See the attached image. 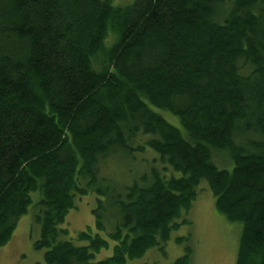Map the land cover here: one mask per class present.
Returning <instances> with one entry per match:
<instances>
[{
    "label": "trees",
    "instance_id": "1",
    "mask_svg": "<svg viewBox=\"0 0 264 264\" xmlns=\"http://www.w3.org/2000/svg\"><path fill=\"white\" fill-rule=\"evenodd\" d=\"M113 1L0 0V248L31 209L37 264L164 254L205 181L241 227L235 264H264V0ZM91 193L75 245L62 226Z\"/></svg>",
    "mask_w": 264,
    "mask_h": 264
},
{
    "label": "rangeland",
    "instance_id": "2",
    "mask_svg": "<svg viewBox=\"0 0 264 264\" xmlns=\"http://www.w3.org/2000/svg\"><path fill=\"white\" fill-rule=\"evenodd\" d=\"M133 0H114V5H129ZM111 40V36L108 42ZM164 119L171 125L180 128L178 119L168 113L162 112ZM153 154V153H152ZM151 151L145 154H137L135 162H128V169L121 165L118 169L107 162L101 168L104 175L115 176L117 182L126 179L128 171L135 176L139 168H143V159L150 160L153 155ZM226 168L230 166L226 165ZM124 180H122L123 182ZM198 195L192 208L187 213L186 218L190 225H183L178 230L172 231L170 240L166 243L163 254L159 246L148 251L141 259L129 261L128 264H173L181 257L185 249L191 251L190 264H235L238 239L241 227L238 224L228 223L223 216L219 215L214 207V198L208 188V184L203 181L198 186ZM97 197L89 194L85 197L76 198L75 209L70 211L65 219L62 228L68 231L66 239L75 245H82L77 242L76 236L87 230L94 231V218L92 209L96 206ZM30 209L28 213L20 218L13 233L11 241L0 248V264H37L43 262L45 251L33 249V243L39 237V229H32L33 213ZM183 237L187 241L177 244L175 239ZM113 243L109 248L102 250L95 255V261L103 260L111 256Z\"/></svg>",
    "mask_w": 264,
    "mask_h": 264
}]
</instances>
